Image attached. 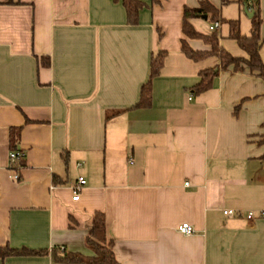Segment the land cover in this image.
<instances>
[{
	"label": "crops",
	"instance_id": "crops-1",
	"mask_svg": "<svg viewBox=\"0 0 264 264\" xmlns=\"http://www.w3.org/2000/svg\"><path fill=\"white\" fill-rule=\"evenodd\" d=\"M139 1L130 24L114 0H0V247L41 253L0 264L93 256L85 238L95 212L118 264H264V80L181 49L185 39L210 52L182 32L184 9L207 2L219 11L220 48L247 58L228 21L249 35L256 1ZM257 10L264 62V0ZM189 22L213 32L208 17ZM159 52L150 101L137 107ZM214 67L211 86L194 92ZM14 151L21 163L10 162ZM183 223L194 233H178Z\"/></svg>",
	"mask_w": 264,
	"mask_h": 264
},
{
	"label": "trees",
	"instance_id": "trees-1",
	"mask_svg": "<svg viewBox=\"0 0 264 264\" xmlns=\"http://www.w3.org/2000/svg\"><path fill=\"white\" fill-rule=\"evenodd\" d=\"M120 2L125 9L127 20L130 24H136L140 10L145 6L139 0H114ZM152 5L160 4V0H150ZM232 0H222L223 4H227ZM238 1V0H236ZM250 4V9L254 11V16L251 20V30L249 35H242L239 31V21H228L230 24V38L236 40L238 45L247 53V58L234 57L228 52L224 51L219 46L218 33L213 31L210 35H204L197 32L191 23L192 18L208 17L211 22L219 21V11L207 2H202L198 8L188 9L183 11L182 18V32L188 39H201L206 44L211 46L210 52L196 51L190 47L188 42L182 40V51L185 55L193 60L203 58L208 54L216 55L220 60V66L226 68L233 65L234 69L240 70L246 67L251 73L259 76L264 80V62L259 54L260 46V24L261 19L257 10V0ZM164 52H159L156 56H152L150 60V76L146 83L140 88L139 100L136 103L137 107L145 106L150 101V83L154 75L158 73L162 65ZM218 67L202 70L199 83L194 86V92L200 93L207 90L212 83V80L217 75ZM237 109V108H236ZM21 163V162H20ZM86 247L93 252V256L85 257L80 254L60 253V256L55 260L71 263V264H118L113 254V242L106 237V222L105 216L102 213L95 212L92 214L87 224V235L85 238ZM41 254L35 251L26 249L14 250L9 247H0V257L7 256H24Z\"/></svg>",
	"mask_w": 264,
	"mask_h": 264
},
{
	"label": "built area",
	"instance_id": "built-area-1",
	"mask_svg": "<svg viewBox=\"0 0 264 264\" xmlns=\"http://www.w3.org/2000/svg\"><path fill=\"white\" fill-rule=\"evenodd\" d=\"M219 25L220 23L218 21H214L210 23L209 30L215 31L216 29L219 28ZM24 158H25V154L22 151H14L9 154V160L11 163H15V162L20 163L24 160ZM18 168H20V166H18L17 169ZM13 178L14 180H18L19 179L18 174L14 175ZM85 184H86V181L84 180V178L79 177L77 179L75 186L73 187V192H72L73 193L72 199L74 201L78 199L79 192L84 187ZM185 185H187V183ZM223 214L227 217H241L242 216V213L240 211H232V210L223 211ZM259 216H261L264 219V213H259ZM254 217H255V214L252 212H249L246 214L247 220H253ZM177 231L181 235H186V236L194 233V229L186 223L179 225L177 227Z\"/></svg>",
	"mask_w": 264,
	"mask_h": 264
},
{
	"label": "water",
	"instance_id": "water-1",
	"mask_svg": "<svg viewBox=\"0 0 264 264\" xmlns=\"http://www.w3.org/2000/svg\"><path fill=\"white\" fill-rule=\"evenodd\" d=\"M244 12H245V15H247L248 17H252V15H253L252 12H249V13H248V11H247L246 8H245ZM202 19H203V20H206L207 18H206V16H203Z\"/></svg>",
	"mask_w": 264,
	"mask_h": 264
}]
</instances>
